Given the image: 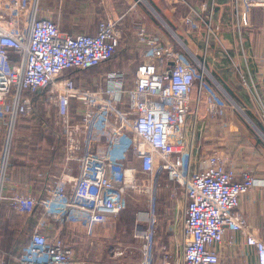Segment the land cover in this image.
<instances>
[{"label": "built area", "instance_id": "2783aa9c", "mask_svg": "<svg viewBox=\"0 0 264 264\" xmlns=\"http://www.w3.org/2000/svg\"><path fill=\"white\" fill-rule=\"evenodd\" d=\"M233 6L237 22L243 6L250 34H264V27L256 26L252 18L264 9V0H233ZM189 7L182 21L198 32L202 18L193 17ZM119 21L98 19L94 33H70L61 28L44 0H0V208L8 200L16 212L31 215L41 206L17 264H72L75 247L41 227L49 221L76 222L92 234L95 225L118 219L141 187L150 217L139 233L142 247L136 264H176L164 246L162 263L155 262L154 210L162 177L173 182L175 191L184 189L183 264H223L226 244L244 247L248 256L254 255L253 264H264L262 231L256 232L240 209L242 197L254 187H264V179L250 170L240 171V178L232 159L234 147L228 145L231 132H237L235 137L240 134L234 128L236 111L264 141V80L242 75L250 104L241 105L211 74L205 57L189 50L193 61L188 63L173 43L137 16L126 38L140 51L129 81L130 70H103L128 34ZM242 27L238 26L239 33ZM205 28L209 36L220 27L212 24L211 15ZM95 67L100 71L90 79L92 72L87 71ZM67 70L87 75L76 81ZM208 78L216 92L203 96ZM201 105L205 111L199 119ZM35 114L56 139L50 149L60 153L31 177L44 184L39 197L19 190L7 194L19 122ZM200 133L205 143L196 156L192 149ZM196 161L200 166L194 170L191 164ZM134 162L146 176L143 180ZM6 255L0 246V264H7Z\"/></svg>", "mask_w": 264, "mask_h": 264}, {"label": "crops", "instance_id": "0c3cea01", "mask_svg": "<svg viewBox=\"0 0 264 264\" xmlns=\"http://www.w3.org/2000/svg\"><path fill=\"white\" fill-rule=\"evenodd\" d=\"M194 12L193 17L201 16L202 28L198 32L190 31L187 25L182 21V15L185 9L181 5H177V14H168V10L159 7L164 15V21H170L174 32L179 36L181 43H184L187 48L195 55L205 57L207 67L211 74L225 86L228 92H247L248 88L241 84L242 75L248 79L264 80V34L262 36L250 34L249 30L245 29L246 13L241 7L239 21L237 22V15L233 6V0H190ZM46 6L50 9L55 19L60 24L61 28L70 33H77L78 31H87L94 33L95 23L98 19H111L122 17L123 21L119 23V27L128 32V27L132 15H137L142 18L149 29L165 40L171 41L167 30L163 25L156 24L153 17L146 12L145 8H141V3L138 0H44ZM138 3V4H137ZM147 13L145 15L143 13ZM212 12V24L219 26L212 34L208 36L205 28V21H209L208 13ZM162 13V12H161ZM146 16V18H145ZM166 18V19H165ZM256 26L264 27V9L252 15ZM169 23V22H168ZM242 27L239 33L238 26ZM130 28V27H129ZM264 30V29H262ZM261 30V31H262ZM128 34L124 35L122 46L115 52L112 60L105 64L104 69L111 71L112 69L124 68L129 73V81L133 77L134 71L139 63L138 57L140 51L137 49H129L132 43H126ZM125 39V40H124ZM175 48L182 52L180 44L171 41ZM136 47V46H135ZM206 51V53H205ZM188 53V52H187ZM212 54L219 55L220 59L216 62ZM211 57V58H210ZM189 60V59H188ZM191 60V58H190ZM111 65V68L108 67ZM238 66L240 70L238 69ZM96 72L89 73V78L97 74L100 70L95 69ZM87 75V73H85ZM128 77V78H129ZM247 92V97L249 100ZM242 99V98H241ZM243 100V99H242ZM239 102V101H238ZM243 105V104H242ZM249 106V104L244 105ZM38 112V110L36 111ZM39 115V114H38ZM18 129V138L14 144L15 153L12 158V168L6 186V193L11 194L14 190H19L25 194L34 193L40 196V190L43 189L44 184L41 182L34 183L31 181L32 175L38 169L47 167V164L57 159L60 150H51L50 145L56 142L49 130H45V125L42 119L35 114L29 120L23 121ZM200 125V122H199ZM243 120L236 121L234 128L240 129L238 133L242 140H237L236 133L231 132L228 136V145L233 146L232 149L234 159L233 164L238 170V176L242 170H250L253 175L259 179H264V146L259 144L257 134L250 128ZM26 129V130H25ZM241 139V138H240ZM246 139L249 143H246ZM201 133L195 140L193 147V154L198 156L202 149ZM213 142V141H210ZM207 143V142H206ZM208 144V143H207ZM236 145V146H235ZM251 145V146H250ZM250 151L251 153H246ZM253 152L258 153V156L252 155ZM194 157V156H193ZM186 162L188 159H184ZM190 161V160H188ZM188 164V163H187ZM194 170L200 166L199 161L191 164ZM162 180V179H161ZM168 190L162 191L163 184L161 182L158 191V202L155 207L156 221H157V235L155 237L156 245L158 247L155 262L162 263L165 253L160 250L165 247L170 250L172 261L176 264H183L182 249H183V220L185 215V194L183 186L178 191L172 186L173 182L168 181ZM129 202L127 204V207ZM126 207V208H127ZM240 209L246 214L249 224L253 225L256 232L262 231L264 236V187H254L248 194L242 197ZM0 217V245L14 256L16 263V256L22 251L21 237L23 235L31 236L33 229L38 223V212L33 215L17 214L10 204L4 201L1 205ZM150 213L146 211H139L136 217L135 230L139 234L143 227L139 223L140 219H149ZM112 220L99 223L95 226L92 234L88 233L80 224L76 222H65L59 224L54 221H49V224L41 227L48 235L62 238L65 243L75 247L76 260L72 264H120L116 257L104 255L102 252L95 256L88 255L87 250L89 243H85V239L95 238L103 242L106 240L102 236V228L108 226ZM102 226V227H101ZM239 237V233L237 234ZM101 236V237H100ZM99 237V238H98ZM241 238L240 240H242ZM229 240V234L226 236ZM93 248V247H92ZM92 251V249H91ZM223 264H253L254 255H247L245 248L240 246L224 245L222 249Z\"/></svg>", "mask_w": 264, "mask_h": 264}, {"label": "rangeland", "instance_id": "374dc122", "mask_svg": "<svg viewBox=\"0 0 264 264\" xmlns=\"http://www.w3.org/2000/svg\"><path fill=\"white\" fill-rule=\"evenodd\" d=\"M154 2L157 3V5H159V7H162L163 9L166 8L169 12L168 14L173 13L174 15L177 14L178 10L176 8H177V5L179 4V5L183 6V8L185 9L184 14L186 15L191 10L189 7V5L192 6L191 1L190 0H185V1H183V0H181V1H178V0H138V3H141V6H142L141 8L142 9L145 8L147 10L146 12H148L153 17L155 23L159 24V25H163L165 30H167L169 38L171 39V41L175 42L176 44L181 45V48L183 51V53L181 52V55H182L184 60H186L188 63H190V61H193V60H190L191 56H190L189 48H187V46L184 43H181V41L179 40V38L177 36H174V34H172L170 29L168 28L171 26L169 25L168 22H166V20L164 21V18L162 17L163 15H164V17L166 15L163 14V11L161 9L160 10L162 13H159L152 6V3H154ZM143 14L148 15L147 13H143ZM211 14H212V12L208 13V15L210 17H211ZM131 17H132V19H131V22H132L133 19L137 17V15L135 14V15H132ZM118 18H120V21H119V23H120L121 21H123L124 16L118 17ZM145 18H146V16H145ZM130 24H132V23H130ZM165 24L167 25V27ZM128 35H129V29H128ZM120 47H124V46H122V43H121ZM129 49L131 50V49H137V48L134 45H130L127 50H129ZM187 52H189V53H187ZM195 56H197V54ZM198 56H200V55H198ZM213 56L215 57L216 62L221 60L219 55L212 54L211 57H213ZM194 61H195V63L198 62L196 59ZM206 65H208V64L206 63ZM108 67L111 68V65ZM193 68H194L195 74H198V72L200 73V68L198 66L193 67ZM95 69H96V67L91 68L87 72H95ZM241 84H243V81L241 82ZM243 86H244V84H243ZM197 87H198V83H196L195 89L193 92L194 98H196V96H197V93H196ZM216 88L217 87L215 86L214 83H212L211 79L208 78V79L204 80L203 91H202L203 96H205L207 92L215 93ZM238 94L239 95L233 93V96L236 99H238V101L241 104H243V105L250 104L248 97H247V92H238ZM225 100L229 104L231 103V101H229L228 99L225 98ZM193 107H194V103L191 105V110H192L191 112L192 113H194V111H195V110H193ZM199 110H200L199 119H202L204 117V111H205L203 108V105H201ZM235 118L237 119V121L243 120V117L237 111L235 113ZM198 136H199V134H198ZM251 136L253 137V139L255 138L257 140V142L259 144H261V146L262 145L264 146V141L261 139V137L259 135L257 136V138L254 137L253 135H251ZM0 137H1V132H0ZM134 163L138 166V172H137L138 178L143 180L144 177H146V176H144V174H142V172L140 171L139 163L138 162H134ZM168 181H169L168 178L162 177V180H161V182L163 184V188L161 189L162 191L169 189V186H167V183H169ZM173 185L174 184H172V186ZM175 185H177V184H175ZM132 195L133 196L130 197L128 207L124 211H122L121 216L118 219L112 220L110 223H108V226L102 228V230H104V231H102L101 235L105 236L108 239H106V240L103 239V242H100V240H98V239L95 240V238L85 239V241H86L85 243H89L88 247H90L87 250V253H89L88 255H90V253H91V256H95L96 254H99V252H102L106 256L110 255L111 257H116L119 260L120 264H136L137 263V261L139 260V258L141 256L142 238H141V235H139L135 230V223H136L135 220H136V217H137L139 211H146L147 210L148 201H147V195L143 191V187H141L139 189V191H134ZM157 202H158V197H157ZM157 202H156V204H157ZM147 222H148V220H145V219L139 220V223L141 224L143 229H145V227L147 226ZM81 226L86 230L85 226H83V225H81ZM95 226H94V228H95ZM94 228H93V230H94ZM29 235H31V234L29 233ZM27 238H28V235H23L21 237V241H26ZM91 249H92V251H91ZM117 251L119 253H117ZM113 253H117V255H113ZM16 263H17V261H16Z\"/></svg>", "mask_w": 264, "mask_h": 264}, {"label": "trees", "instance_id": "16d2710c", "mask_svg": "<svg viewBox=\"0 0 264 264\" xmlns=\"http://www.w3.org/2000/svg\"><path fill=\"white\" fill-rule=\"evenodd\" d=\"M152 6L159 12V13H161V10H160V8L157 6V3H152ZM167 22H169V25L171 26V27H173L172 25H171V23H170V21H167ZM120 47V46H119ZM119 47H117V49L119 48ZM66 73L67 74H69V75H71V76H73V78L74 79H76V81H79V76H83L86 72L85 71H81V70H78V71H76V70H67L66 71ZM225 87V86H224ZM232 95H233V93L234 92H230ZM29 94V93H28ZM33 97H35V96H33ZM234 97V96H233ZM36 98V97H35ZM235 98V97H234ZM236 99V98H235ZM237 101H238V99H236ZM240 103V102H239ZM241 104V103H240ZM242 105V104H241ZM23 121H26V120H21V122H19V125H18V129H19V126L20 125H24V124H22V122ZM53 126V125H52ZM21 127V126H20ZM26 130V129H25ZM14 147V146H13ZM13 154L14 155H18V152H16L15 153V150H14V148H13ZM12 162V161H11ZM41 191V190H40ZM41 209V206L40 205H38L37 206V210L38 209ZM1 210V209H0ZM15 210V209H14ZM37 210L34 212V213H32L31 215H33V214H36V212H37ZM16 212V211H15ZM17 213V212H16ZM1 214V213H0ZM17 214H20V213H17ZM20 215H24L25 216V214H20ZM0 217H1V215H0ZM28 241V239L24 242V243H22V246L26 243ZM1 246V245H0ZM6 252H7V255H6V260H7V264H12L13 262H14V260H13V257L14 256H12V255H10V253H8V251L6 250ZM19 255V254H18ZM17 255V256H18ZM17 256H16V258H17ZM15 258V259H16Z\"/></svg>", "mask_w": 264, "mask_h": 264}, {"label": "water", "instance_id": "95a60500", "mask_svg": "<svg viewBox=\"0 0 264 264\" xmlns=\"http://www.w3.org/2000/svg\"><path fill=\"white\" fill-rule=\"evenodd\" d=\"M166 27H167V25H166ZM168 28L170 29V31L172 32V34H174V36H177L179 38V36L174 32V30L172 29V27H168Z\"/></svg>", "mask_w": 264, "mask_h": 264}]
</instances>
